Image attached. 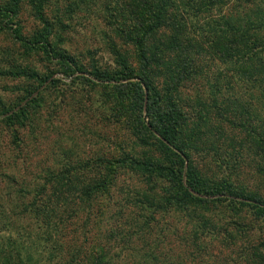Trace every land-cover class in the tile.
Segmentation results:
<instances>
[{"label":"trees","instance_id":"16d2710c","mask_svg":"<svg viewBox=\"0 0 264 264\" xmlns=\"http://www.w3.org/2000/svg\"><path fill=\"white\" fill-rule=\"evenodd\" d=\"M44 1L37 0L34 5L40 21H44L41 12ZM180 1H183L182 13L179 11ZM137 2L132 26H112L115 34L133 48L135 66L112 44V55L119 69L106 72L94 68L86 72L88 78H85L82 75L85 72L78 69L72 57L50 45L49 26L31 40L22 42L25 49H43L52 62L65 69L62 72L66 76L77 73L80 74L77 78L88 84L112 83L114 103L111 115L125 126L146 153L134 151L133 147L127 150L119 145L117 159L103 155L92 165L79 162L65 164L60 170L48 169L43 183L28 191H18L15 199L18 202L13 209L19 208V212L15 213L12 208L9 212L0 211V264H111L117 255L109 254L108 245L117 242L116 238L120 243L125 242V249L132 250V238L142 241L151 235L156 215L203 210L215 203H226V207H251L255 222L264 223L262 194L235 187L229 178L212 182L208 178L210 175L201 171L192 158V152L199 150L200 139L208 134L211 121L219 120L249 137L255 147L249 145L255 148L263 163L258 169L264 177V122L261 121L264 116V0ZM227 2L234 5L223 13L222 8ZM17 6V0L0 6V19L12 24L17 16ZM212 11L219 14L215 18L210 16L199 27L194 25L192 33L189 32L183 16L206 19ZM12 31L17 35V29ZM158 34L167 35L160 37ZM203 39L209 47L205 48ZM206 49L212 50L219 59L228 61L238 75L237 83L241 81L250 85H244L245 92L251 95L252 89H258L261 114L252 104L239 105L232 92V83L225 76V81L220 80V75L214 78L207 76L211 81L208 83L206 80L208 85L201 95L199 84L205 79L206 69L202 56L207 53ZM6 74L28 76L38 84L24 92L20 103L0 107V123L15 133L32 123L34 115H37L43 97L41 93L34 94L49 81L50 76L39 77L26 70ZM191 88L196 94L193 105L203 106L204 116L198 113L195 118H187L184 112L183 93ZM203 128H207V133ZM89 168H93V172L85 177L82 172ZM123 174L136 175L147 188L137 194L140 197L133 203L128 197L125 206L117 205L112 213L107 204H100V200L110 195V189ZM219 194L228 198H213ZM130 204L143 212L141 220L135 223L136 230L124 232L109 228L103 238L105 243L78 241L77 230L67 237L66 228L75 225L76 220L82 219L80 231L86 229L82 237L103 225L102 219L108 213L110 220L118 217L127 221L124 209ZM21 217L36 221V226L21 228L17 223ZM235 224L236 229L244 234V227L239 228L242 225ZM208 226L206 221L200 222L201 235L216 239L217 234L211 233L214 227ZM236 255L240 260L236 262L238 264H264V235L258 243L237 250ZM135 264H161V261L152 253H145Z\"/></svg>","mask_w":264,"mask_h":264},{"label":"rangeland","instance_id":"374dc122","mask_svg":"<svg viewBox=\"0 0 264 264\" xmlns=\"http://www.w3.org/2000/svg\"><path fill=\"white\" fill-rule=\"evenodd\" d=\"M36 1L17 0V16L12 24L0 19V107H12L20 103L24 92L38 85L36 80L28 76L14 77L6 74L9 71L26 70L39 77L50 76L49 81L34 94L41 93L43 99L32 123L17 129L15 133L0 123V211L4 212H9L18 202L15 200L18 191H28L43 183L44 173L48 169L60 170L65 164L79 162L92 165L103 155L117 159L120 155L119 145L127 150L133 147L134 151L146 153V149L139 146L125 126L116 122L111 115L110 109L114 103L112 83L88 84L79 80L77 77L80 74L77 73L66 76L63 74L65 69L62 70L52 62L43 49L28 50L22 45L23 41L31 40L35 34L49 26L50 45L72 57L78 69L85 72L82 73L85 78H88L86 72L94 68L106 72L119 69L112 55V44L135 66L133 48L115 34L112 26L127 28L134 24L136 13L133 10L138 5L137 0H45L41 10L44 21H40L35 12ZM7 3H11V0H0V6ZM180 5L179 11L182 13L183 1H180ZM233 5V2H227L221 12H227ZM218 14L212 11L206 15V19L183 17L192 33L194 25L198 24L199 27L210 16L215 18ZM9 27L17 29V35ZM165 35L158 34L160 37ZM202 42L205 48L209 47L206 40ZM205 52L202 56L206 67L205 79L199 84L201 95L206 91V80L208 83L211 81L207 76L214 78L220 75L221 81H225V76L232 83V92L239 105L252 104L261 114L258 89H252L249 95L243 87L245 84L250 85L241 81L237 83L238 75L233 72L228 61L219 59L212 50L206 49ZM194 92L191 88L183 93L187 118H195L198 113L204 116L206 113L203 106L194 107ZM261 121L264 122L263 115ZM210 124L208 134L200 139L199 150L192 152L195 164L210 175L208 178L212 182L229 178L235 187L246 188L264 196V177L258 169L263 163L257 157L255 148H251V145L255 146L249 137L219 120L211 121ZM206 129L203 128L205 132ZM214 134L215 137L212 136ZM89 169L82 172L85 177L93 172V168ZM146 188L136 175L123 174L110 189V195L102 198L100 204H107L113 213L117 205L125 206L128 197L131 198L130 203H133L135 198L140 197L137 194ZM156 192L159 193V190ZM213 198L223 199L228 196L219 194ZM225 204L215 203L203 210L190 209L186 212L173 211L164 216L156 215L151 235L142 241L132 238V250L125 249V242L120 243L117 238V242L108 245L109 254L120 256H116L111 264H135L145 253L155 255L161 264H238L236 262L240 260L236 255L237 250L258 243L264 235V223L255 222L251 207H226ZM13 210L19 212V208ZM124 213L127 221L118 217L110 220L108 213L102 219L103 225L91 229L86 237H82L86 229H79L82 219L76 220L75 225L66 228L67 237L77 230L78 241H85L86 244H95L97 241L105 243L103 238L109 228L124 232L133 228L136 230L135 223L141 220L143 212L130 204ZM18 221L21 228L36 226V221L25 217ZM202 221L214 227L211 233L217 234L216 239L201 235ZM235 223L242 225L239 228L244 227V234L236 229ZM250 227L252 229L248 231ZM155 238L157 240L154 242ZM199 246L203 249L199 250Z\"/></svg>","mask_w":264,"mask_h":264}]
</instances>
